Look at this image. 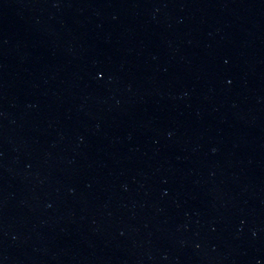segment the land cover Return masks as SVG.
<instances>
[{
    "label": "water",
    "instance_id": "95a60500",
    "mask_svg": "<svg viewBox=\"0 0 264 264\" xmlns=\"http://www.w3.org/2000/svg\"><path fill=\"white\" fill-rule=\"evenodd\" d=\"M0 264H264V0H0Z\"/></svg>",
    "mask_w": 264,
    "mask_h": 264
}]
</instances>
